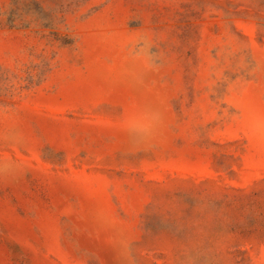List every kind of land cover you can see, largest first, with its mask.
Returning <instances> with one entry per match:
<instances>
[{
	"label": "rangeland",
	"instance_id": "1",
	"mask_svg": "<svg viewBox=\"0 0 264 264\" xmlns=\"http://www.w3.org/2000/svg\"><path fill=\"white\" fill-rule=\"evenodd\" d=\"M0 264H264V0H0Z\"/></svg>",
	"mask_w": 264,
	"mask_h": 264
}]
</instances>
